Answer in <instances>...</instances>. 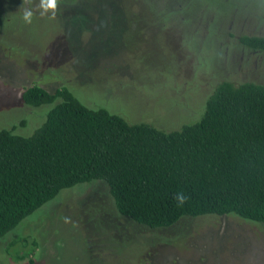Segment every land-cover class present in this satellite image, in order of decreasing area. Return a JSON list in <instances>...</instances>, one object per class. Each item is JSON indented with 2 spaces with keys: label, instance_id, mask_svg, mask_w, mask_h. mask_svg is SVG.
Listing matches in <instances>:
<instances>
[{
  "label": "rangeland",
  "instance_id": "374dc122",
  "mask_svg": "<svg viewBox=\"0 0 264 264\" xmlns=\"http://www.w3.org/2000/svg\"><path fill=\"white\" fill-rule=\"evenodd\" d=\"M38 3L0 0V128L38 123L42 109L19 104L34 85L172 131L197 120L223 78L264 82L225 60L235 37L264 34V0H58L55 17ZM99 183L64 189L24 219L12 246L0 241V264H264V224L205 216L146 229L118 216Z\"/></svg>",
  "mask_w": 264,
  "mask_h": 264
},
{
  "label": "trees",
  "instance_id": "16d2710c",
  "mask_svg": "<svg viewBox=\"0 0 264 264\" xmlns=\"http://www.w3.org/2000/svg\"><path fill=\"white\" fill-rule=\"evenodd\" d=\"M242 39L264 52V38ZM59 87L24 88L19 104L41 108L38 123L0 128V241L62 190L91 182L146 229L205 216L264 224V82H217L199 118L172 131L87 107Z\"/></svg>",
  "mask_w": 264,
  "mask_h": 264
},
{
  "label": "flooded vegetation",
  "instance_id": "af4514ba",
  "mask_svg": "<svg viewBox=\"0 0 264 264\" xmlns=\"http://www.w3.org/2000/svg\"><path fill=\"white\" fill-rule=\"evenodd\" d=\"M185 4H180L178 10L182 11L185 8ZM253 18V15H248L245 18L249 17ZM212 18V17H211ZM210 18V21H211ZM264 20V19H263ZM209 21V22H210ZM264 23V22H263ZM206 28H208V23L206 24ZM208 30V29H207ZM242 31V30H241ZM207 35V31L205 32V37ZM243 37H262L264 38V34L261 32H256V28L252 29L251 32H248L246 34L242 33L235 37V40H233V46L226 45V63L230 62L229 64L232 66L231 68H235L234 70H231L232 73L240 75V71L244 77H248L250 73H254V71H264V52L260 49H256L251 47L249 44H247L242 38ZM230 38V37H229ZM231 39V38H230ZM220 44H223L222 42ZM232 47V48H230ZM230 53H229V52ZM250 78L252 76H249ZM223 79H229V78H223ZM229 81V80H228ZM241 82H262L259 80H252V79H241ZM233 82V81H232Z\"/></svg>",
  "mask_w": 264,
  "mask_h": 264
},
{
  "label": "clouds",
  "instance_id": "9594fccd",
  "mask_svg": "<svg viewBox=\"0 0 264 264\" xmlns=\"http://www.w3.org/2000/svg\"><path fill=\"white\" fill-rule=\"evenodd\" d=\"M31 0H25V3H30ZM58 8V0H39L36 9L39 11L41 17L50 14L51 17H55ZM34 12L31 8H26L23 12L22 19L26 24H31L33 20ZM178 205H183L187 199L182 193H178L175 197Z\"/></svg>",
  "mask_w": 264,
  "mask_h": 264
}]
</instances>
